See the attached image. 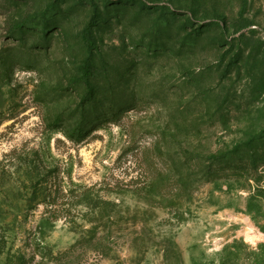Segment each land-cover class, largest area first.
<instances>
[{
  "label": "rangeland",
  "instance_id": "rangeland-1",
  "mask_svg": "<svg viewBox=\"0 0 264 264\" xmlns=\"http://www.w3.org/2000/svg\"><path fill=\"white\" fill-rule=\"evenodd\" d=\"M0 264H264V0H0Z\"/></svg>",
  "mask_w": 264,
  "mask_h": 264
},
{
  "label": "trees",
  "instance_id": "trees-1",
  "mask_svg": "<svg viewBox=\"0 0 264 264\" xmlns=\"http://www.w3.org/2000/svg\"><path fill=\"white\" fill-rule=\"evenodd\" d=\"M19 27H20V24H17L16 25V28H19ZM84 38H85L86 43L89 46V48H92L93 45H94V43H93V40H92V36H91V34L89 33L88 30L85 31ZM79 70H80V78L79 79H82L84 81V83L88 87H91V84H90L91 81H90V79L93 76L94 72L89 68L88 62L87 61L86 62L83 61L80 64V66H79ZM84 99L88 103L91 102L92 101L91 93L88 92V93L84 94ZM83 129H84L83 124L82 123H79L78 126H77V128L75 129L76 132H77V135H80L83 132ZM206 172L208 174H213V168L212 167L208 168L206 170Z\"/></svg>",
  "mask_w": 264,
  "mask_h": 264
}]
</instances>
